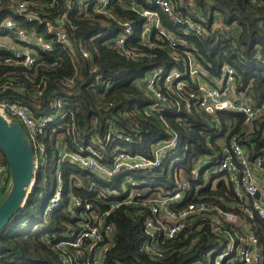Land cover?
Masks as SVG:
<instances>
[{
  "label": "built area",
  "instance_id": "2783aa9c",
  "mask_svg": "<svg viewBox=\"0 0 264 264\" xmlns=\"http://www.w3.org/2000/svg\"><path fill=\"white\" fill-rule=\"evenodd\" d=\"M62 1L63 9H59V0H0V51L10 53L9 57H3L0 52V64L32 69L38 54L52 53L56 45L71 55L75 41L70 31L78 30L79 21H90L96 32L85 40L80 36L76 39L81 56L91 62L94 56L88 41L94 39L136 60L152 57L150 51L154 49H170L172 61L181 67L159 66L134 81L154 101L147 113L164 118L165 109L178 116L195 110L205 112L220 138L216 141L217 150L209 144L212 154L199 159L189 179L180 173L174 191L140 199L143 196L136 187L133 172L174 164L181 143L177 130L164 121L168 137L153 143L148 153H134L119 146V141L134 140L121 132L112 119L106 122L103 137H83L77 132L76 116L68 98L57 95L55 90L46 92L47 79L40 80L32 93L35 99L47 93V105L36 113L19 98L4 95L13 89L14 82L7 78V73L0 74V114L10 123L19 122L33 147V188L35 174L47 158V142L57 130H60L56 146L61 163L69 161L77 166L76 171L66 176L62 167L63 173L57 177L44 210V215H49L64 209L70 217L64 221L63 230L54 236L57 241L52 245L60 263L122 264L111 258L118 232L113 215L130 207V217L143 218L140 249L155 261L165 259L175 249L170 242L182 240L180 250L190 251L202 242L204 234L215 243L200 254L203 258H195L189 264H264V244L258 224L260 221L264 227V145L256 150V142L250 141L252 137L254 140L257 136L264 137V98L258 103L248 88L238 91L236 70L228 64L217 75L210 76L200 68L196 48L187 39L191 35L202 38L216 35L219 41L234 43L242 30L218 15L208 21L193 1L130 0L127 7L145 19L140 37L135 39L133 21L117 18L111 11L114 0ZM252 2L261 5L256 0ZM46 8H54V12L42 14L40 11ZM105 17H113L117 27L104 30ZM57 63L54 61L53 65ZM97 70V66H91L92 72ZM101 78L96 75V80ZM61 80L68 87L76 82L75 78ZM191 80L197 89L190 84ZM19 91L26 93L27 89L21 86ZM158 104L163 107H157ZM223 111L243 115L237 131L233 132L236 121H228L224 128L218 115ZM258 120L263 124L257 126ZM65 137L81 138L85 145L76 138ZM222 181L238 198L236 203L220 195L207 201L201 195V190L208 187L210 191L219 190ZM11 184L8 161L0 151V198ZM188 191L196 199L181 204Z\"/></svg>",
  "mask_w": 264,
  "mask_h": 264
},
{
  "label": "trees",
  "instance_id": "16d2710c",
  "mask_svg": "<svg viewBox=\"0 0 264 264\" xmlns=\"http://www.w3.org/2000/svg\"><path fill=\"white\" fill-rule=\"evenodd\" d=\"M129 1L114 0L110 4V9L117 18L133 21L134 36L138 39L145 19L127 7ZM188 1H193L208 21L211 17L218 15L224 22L235 23L236 27L242 30V33L236 37L238 40L234 43L219 41L216 35L204 38L196 35L188 36L187 39L196 48L195 53L200 68L208 72L210 76H214L221 71L223 65H230L236 70L237 90L248 88L254 94V100L260 103L264 98V0H256L261 5H255L252 0H182L184 3ZM62 6L64 3L59 0V9H63ZM40 12L47 14L54 12V8H46ZM104 20L106 24L104 30L117 27L113 17H105ZM89 22L79 21L78 30L75 33L70 31L75 41V50L71 55L56 45L52 53L40 52L37 64L32 69L0 64V74L7 73V78L14 82L13 89L4 95L19 98L37 113L47 105L45 102L47 93L39 99H35L32 93L36 90L40 80L47 79L45 81L48 84L46 92L55 90L57 95L68 98V105L76 116L77 132L81 136L103 137L107 131L106 122L112 119L121 132L130 135L134 140L133 143L119 141V146L126 147L134 153H148L153 143L168 137L164 121L169 123L180 136L178 160L174 164L165 163L159 168L135 171L132 176L137 181L136 187L143 196L140 199L147 198L149 195L158 196L163 192L170 193L177 186V178L181 177L180 173L184 179H189L199 159L205 154H212L209 144L216 146V141L220 136L210 124L208 114L202 111L182 112L178 116L172 110L165 109L162 111L164 118L147 113L148 106L154 101L139 89L134 81L148 70L159 66L181 67L172 61L170 49H154L150 51L152 57L136 60L103 44L101 40L94 39L88 41L94 56V61L91 62L81 56L80 44L76 39V36H80L85 40L86 36L89 37L96 32V26ZM0 52L3 57L10 56V53L4 50ZM54 61L58 63L53 65ZM92 65L97 66L96 72L91 71ZM97 74L101 75L100 80H96ZM62 78H75L76 82L68 87L61 80ZM190 84L195 89L198 88L192 80ZM21 86L27 89L26 93L19 91ZM218 115L225 129L228 121H236L237 127L233 132L239 129L244 119L243 115L238 113L223 111ZM259 124L262 125L263 122L258 120L256 125ZM95 126L96 129H94ZM59 133L60 130H57L54 138H49L50 142H47V158L40 164L35 174L36 183L26 205L0 232V264H61L52 245L57 241L54 236L63 230L64 221H69L70 217L64 209L44 215L45 207L51 196V189L57 179L53 183L50 179H43V169L45 162L48 161L49 165L55 161L53 169L59 168L60 175L64 167L66 176L77 166L69 161L61 163L56 146ZM65 138L66 140L76 138L80 144L85 145L81 138ZM255 138L254 140L252 137L250 141L256 142L254 146L257 150L264 145V137ZM70 143L72 145V142ZM71 149L74 148L71 147ZM215 149L217 150L218 147L216 146ZM0 151L3 152L1 148ZM105 155L108 157L110 154L107 152ZM84 175L88 178L87 174ZM218 187L219 190L215 191H210L209 187L205 188L201 190V195L207 201H213V198L219 195L235 203L238 201L236 195L228 190L224 181L220 182ZM42 191L44 193L41 195ZM195 199L194 193L188 191L181 204ZM217 202L221 203L219 198ZM128 211H132V208H122L113 215L118 232L116 245L111 250V258L122 264H189L195 258H203L200 254L206 252L209 246L215 243L206 239L203 234L202 242L196 248L187 251L180 250L179 240L173 242L168 240L175 249L165 259L155 261L140 249L144 238L143 218L140 216L132 218ZM258 224L264 244V227L260 221Z\"/></svg>",
  "mask_w": 264,
  "mask_h": 264
},
{
  "label": "water",
  "instance_id": "95a60500",
  "mask_svg": "<svg viewBox=\"0 0 264 264\" xmlns=\"http://www.w3.org/2000/svg\"><path fill=\"white\" fill-rule=\"evenodd\" d=\"M157 107H163L157 105ZM0 148L9 164L11 188L0 202V232L26 205L33 191L34 151L27 134L17 121L10 123L0 114Z\"/></svg>",
  "mask_w": 264,
  "mask_h": 264
},
{
  "label": "rangeland",
  "instance_id": "374dc122",
  "mask_svg": "<svg viewBox=\"0 0 264 264\" xmlns=\"http://www.w3.org/2000/svg\"><path fill=\"white\" fill-rule=\"evenodd\" d=\"M55 166V161H52L49 165H48V161L44 163V169H43V179H50L51 180V183L54 182L55 179H57V177L59 176V173H60V169L57 168V169H53ZM50 171V172H49ZM49 172V173H48ZM10 188V187H9ZM8 188V190H9ZM8 193V191L6 192V194ZM44 193V191H42L41 195ZM5 194V195H6ZM5 197V196H4ZM3 197V198H4ZM2 198V199H3ZM2 201V200H1ZM0 201V202H1ZM263 238V237H262ZM181 241L179 242V246L181 247ZM213 251V249L210 251V253Z\"/></svg>",
  "mask_w": 264,
  "mask_h": 264
}]
</instances>
